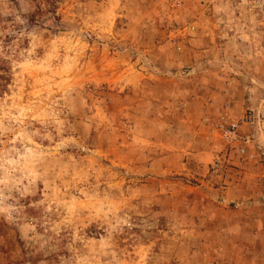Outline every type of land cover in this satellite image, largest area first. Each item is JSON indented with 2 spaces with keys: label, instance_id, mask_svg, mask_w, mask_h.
Returning a JSON list of instances; mask_svg holds the SVG:
<instances>
[{
  "label": "rangeland",
  "instance_id": "rangeland-1",
  "mask_svg": "<svg viewBox=\"0 0 264 264\" xmlns=\"http://www.w3.org/2000/svg\"><path fill=\"white\" fill-rule=\"evenodd\" d=\"M3 65L0 264H264L213 198L264 153L209 124L264 144V0H0Z\"/></svg>",
  "mask_w": 264,
  "mask_h": 264
},
{
  "label": "crops",
  "instance_id": "crops-1",
  "mask_svg": "<svg viewBox=\"0 0 264 264\" xmlns=\"http://www.w3.org/2000/svg\"><path fill=\"white\" fill-rule=\"evenodd\" d=\"M235 102L231 116L234 119H238L240 118L237 108L239 101L237 100ZM196 118L198 117L196 116ZM198 129L204 130V126L200 122ZM238 136L240 139H243V142L250 151H253L255 154L259 152L264 153V144H262L260 140V133L248 123L241 124V130ZM255 138H257V140H255ZM219 148L220 144H216V146H209L207 149H202L201 153L203 152V154L200 155V161H202L203 166H206L208 154H214L215 150ZM233 171L234 170H232V174H230V172L225 173L223 176H219V188L222 190L215 193L213 198L218 204L224 206L234 202L236 203L235 209L218 208L215 212L217 213V211L221 210L225 212V220L223 223H225L226 230L244 231L254 229L257 231H264V190H256L249 186L251 184H260V186H263L264 159L251 161L248 165L244 166V169L237 171L239 173L238 176H235V172L233 173ZM245 180L246 182H244ZM245 183L248 184L250 187L249 189L247 187V189H243ZM235 214L238 215V218L234 217Z\"/></svg>",
  "mask_w": 264,
  "mask_h": 264
},
{
  "label": "built area",
  "instance_id": "built-area-1",
  "mask_svg": "<svg viewBox=\"0 0 264 264\" xmlns=\"http://www.w3.org/2000/svg\"><path fill=\"white\" fill-rule=\"evenodd\" d=\"M209 124L211 125L212 131H215L223 142L228 145H231L239 135L240 123L238 120L231 117L227 107H224L217 118L209 122ZM238 154L249 161L254 159V154L248 152L245 147L238 148ZM210 168L213 173H217L222 168L221 161L219 159H214Z\"/></svg>",
  "mask_w": 264,
  "mask_h": 264
},
{
  "label": "trees",
  "instance_id": "trees-1",
  "mask_svg": "<svg viewBox=\"0 0 264 264\" xmlns=\"http://www.w3.org/2000/svg\"><path fill=\"white\" fill-rule=\"evenodd\" d=\"M10 82L9 69L6 66H0V96L7 90Z\"/></svg>",
  "mask_w": 264,
  "mask_h": 264
}]
</instances>
